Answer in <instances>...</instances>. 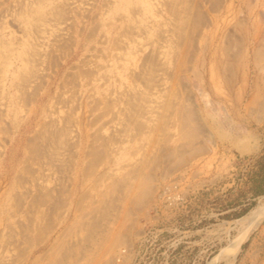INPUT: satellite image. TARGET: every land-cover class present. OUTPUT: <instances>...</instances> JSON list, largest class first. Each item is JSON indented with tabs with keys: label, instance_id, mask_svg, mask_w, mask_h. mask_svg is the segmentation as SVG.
I'll list each match as a JSON object with an SVG mask.
<instances>
[{
	"label": "rangeland",
	"instance_id": "1",
	"mask_svg": "<svg viewBox=\"0 0 264 264\" xmlns=\"http://www.w3.org/2000/svg\"><path fill=\"white\" fill-rule=\"evenodd\" d=\"M263 203L264 0H0V264H264Z\"/></svg>",
	"mask_w": 264,
	"mask_h": 264
},
{
	"label": "bare ground",
	"instance_id": "2",
	"mask_svg": "<svg viewBox=\"0 0 264 264\" xmlns=\"http://www.w3.org/2000/svg\"><path fill=\"white\" fill-rule=\"evenodd\" d=\"M264 214V203L258 205L251 210L247 215L240 218L237 223L240 226V237H242L246 231L251 227L257 225ZM240 239L232 243V247H235Z\"/></svg>",
	"mask_w": 264,
	"mask_h": 264
}]
</instances>
